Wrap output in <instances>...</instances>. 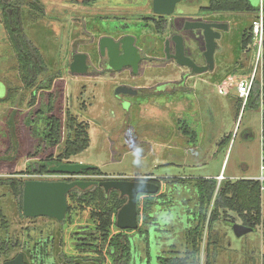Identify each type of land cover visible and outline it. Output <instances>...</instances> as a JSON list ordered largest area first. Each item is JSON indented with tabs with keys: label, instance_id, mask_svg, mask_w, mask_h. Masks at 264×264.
Instances as JSON below:
<instances>
[{
	"label": "rangeland",
	"instance_id": "1",
	"mask_svg": "<svg viewBox=\"0 0 264 264\" xmlns=\"http://www.w3.org/2000/svg\"><path fill=\"white\" fill-rule=\"evenodd\" d=\"M39 1L45 15L26 5L24 25L48 71L31 87L25 84L0 9V82L4 84V88L0 86V157L11 158L0 161V179H159V194H165V197L158 199L159 194L155 195L152 208L158 213L156 222L161 227L156 229L159 234L154 229L150 231L151 259L148 258L147 240H131L132 264H158L159 253L170 256L175 250L165 247L164 239L161 241L166 236L163 232L166 218L171 222V218L178 219L182 212L190 213L185 210L184 201L188 205L189 199L193 198L192 186L197 179H215L223 174L225 182L226 179L236 181L259 176V110L246 108L242 112L233 82L241 39L255 14L197 13L202 6H208L209 0H184L181 6L185 14L166 18V29L159 31L157 22L152 20L156 18L152 0H95L88 5L85 4L88 0ZM259 3L255 7H259ZM197 18L206 22H225L230 30L223 33L224 37L218 43L214 71L187 78L184 76L187 69L165 59L164 48L167 40L180 34L185 38L188 55L196 57L205 50L201 38L183 28L186 21ZM124 36L134 37L136 46L147 59L140 64L137 74L127 68L120 73H108L104 70L107 60L101 55L100 40ZM75 54L88 56L91 72L84 75L71 72ZM199 61L202 62L200 57ZM49 77H53L51 88H42L41 84ZM170 83L173 87L153 91ZM121 84L140 91L137 97H126L132 103L130 108L122 106L113 96L114 88ZM68 112L87 125L91 139L90 148L68 162L98 167L106 176L21 175L30 162L46 159L49 155L57 158L62 152L68 137ZM53 115L63 121V137L58 147L47 149L42 133L47 119ZM183 125L195 132V141L182 133ZM137 149H141L138 157ZM137 158L138 164L134 163ZM172 178H182L177 180L182 182L175 185ZM69 204L75 209L69 217L67 215L64 224L45 217L28 219L22 216L12 191L0 186V213L6 223L4 227L0 217V240L8 242L9 249L6 253L0 246V264L20 252L28 264H36L29 251L24 249L28 229L31 237L38 231L41 237L50 232L53 264H68L64 255L75 257L76 264H101L97 253H82L76 248L77 233L83 238L95 234L100 239L95 231L97 222L91 218L94 207L82 211L72 201ZM170 209H173L171 218L164 212H171ZM213 209L212 204L209 211ZM226 213V217L222 216L215 224L214 230L204 226L197 264H206L208 250L213 254L215 249L217 256L212 264H264V224L237 238L233 225L242 224V221L235 213ZM186 217L192 218L183 214L179 222H173L175 228L168 223L169 235L185 225ZM119 233L123 232L115 224L111 234ZM136 234L137 231H133L130 235L133 238ZM19 241L21 246L14 247ZM215 241L217 243L213 244ZM176 249L185 251L186 248ZM105 251L103 264H113ZM84 256L99 261H84Z\"/></svg>",
	"mask_w": 264,
	"mask_h": 264
},
{
	"label": "trees",
	"instance_id": "2",
	"mask_svg": "<svg viewBox=\"0 0 264 264\" xmlns=\"http://www.w3.org/2000/svg\"><path fill=\"white\" fill-rule=\"evenodd\" d=\"M95 0H88L85 4H90ZM41 15H45V9L39 0H0V9L2 12L3 26L7 33L8 40L11 43L19 65L24 74L25 84L28 87L33 86L38 78L48 71V66L37 46L31 41L26 33L24 25L23 11L25 6ZM259 8L254 7L247 0H209V4L204 8L206 13H250L257 16ZM254 16V18H255ZM167 27L165 21L157 22L156 29L164 31ZM250 28H246L240 47V55L237 61V66L234 73L243 68L244 52L249 43L251 42ZM53 77L47 78L41 85L42 88H51ZM225 92V90H224ZM258 88L255 90L250 101L248 108L257 109L258 107ZM52 108H49L51 110ZM183 134L190 136L191 140H196L195 132L188 126L183 125ZM66 131L68 133L67 141L62 152L57 158L49 155L48 158L39 161L30 162L26 170L21 175L26 176H51L63 175L55 174L49 171L53 165H60L68 162L72 157L82 154L91 146V139L88 132L87 125L84 122L78 121L77 118L68 112L66 120ZM14 133V131H13ZM36 132V136H37ZM15 135V134H14ZM43 141L47 145V149H54L58 147L63 137V121L57 116H50L47 119L45 131L42 133ZM11 158L0 157V161H10ZM68 176V175H66ZM83 177H105L100 168L94 167L93 169L85 170L82 172ZM178 179L172 178L171 182L178 185ZM110 180V179H109ZM65 181L72 182L73 179ZM102 181V180H95ZM136 181L152 182L159 186L161 192V182L159 179H136ZM26 180L22 178H5L0 179V186L9 188L17 202L19 210L23 216V190ZM177 183V184H176ZM186 185V184H184ZM192 191L195 192L196 197L194 200L189 201L195 203V216L197 224L188 231L186 235V249L183 253L173 252L170 256H160L158 258L159 264H197V258L200 253V242L204 226H208L210 231L214 230L215 224L223 217H226V211L235 213L242 221V224L251 228L253 231L264 224L263 203L260 184L253 179H238L232 181L226 179L220 184L217 179L213 178H199L194 182ZM158 193V194H159ZM158 199H163L165 194H159ZM155 195H139L138 196V223L139 228L136 230L141 236H147L149 226H151L156 219L153 217L152 208L155 206ZM68 201H72L82 211L87 208L94 207L91 212V218L97 222L96 232L100 239H97L95 234L88 235L87 238L80 237L77 233L76 248L77 251L82 253L92 252L99 255L101 264L105 261L103 255L104 250L109 257H111L113 264H132V245L131 233L132 230L121 231L117 235L112 236L111 230L115 225V217L120 208L127 202L126 198H122L120 193L112 190L106 193L100 186H94L86 191L78 189L73 190L68 194ZM213 204V211L210 212L209 208ZM73 204H69L68 217L74 211ZM223 212V214H222ZM2 218V224L5 227L6 223ZM24 217V216H23ZM64 224V222H63ZM148 226V227H146ZM31 230L26 232V241L24 249L29 251L32 261L36 264H53V253L51 251L52 237L47 232L40 235L38 231L35 237L29 234ZM100 240V242H99ZM217 241L213 242L216 244ZM2 250L8 253V242L0 240ZM21 243L16 242L14 247H20ZM210 245L208 244V247ZM216 246V245H215ZM148 258H150V247L147 249ZM182 254V255H180ZM217 256V249L211 254L208 250L206 264H212L213 259ZM68 264L74 263L75 257H68L64 255ZM84 261L91 259L99 261L95 257L84 256ZM26 261V260H25ZM27 263V262H26ZM28 264V263H27Z\"/></svg>",
	"mask_w": 264,
	"mask_h": 264
},
{
	"label": "water",
	"instance_id": "3",
	"mask_svg": "<svg viewBox=\"0 0 264 264\" xmlns=\"http://www.w3.org/2000/svg\"><path fill=\"white\" fill-rule=\"evenodd\" d=\"M181 0H154V13L158 15H172L176 5ZM252 6H257L259 0H247ZM186 30H203L206 41L205 57L208 66L199 67L190 58L185 56L184 39L180 35L173 37L176 44V55L174 58L181 66L193 69L192 74H203L209 70H213L215 66L214 54L217 49V41L220 34L214 29H223L224 25L187 22ZM100 52L104 56L108 51L109 67L115 71H121L123 68L132 67L134 74L138 73L139 63L141 61L140 50L135 46V38L126 36L119 42L113 38L103 37L100 40ZM166 52L169 53V45L167 43ZM71 72L78 75L87 74L90 70L88 64V56L86 54L73 55V62L70 66ZM0 86L4 88V84L0 82ZM137 92L129 87H119L116 94L135 95ZM6 95V88H5ZM93 166L76 164L71 162L53 165L49 168L51 173L65 174L68 176H81L85 170L93 169ZM94 186L102 187L106 193L116 190L122 198H126L127 202L120 208L115 217V224L122 231H136L139 228L138 223V196L139 195H157L159 186L152 182L136 181V180H74L68 182L62 181H46V180H27L23 190V216L28 219L40 217L50 218L58 223L66 220L69 210L68 194L75 189L86 191ZM234 234L237 238H242L253 230L243 224L233 225ZM3 264H27L25 255L20 252L11 260Z\"/></svg>",
	"mask_w": 264,
	"mask_h": 264
},
{
	"label": "built area",
	"instance_id": "4",
	"mask_svg": "<svg viewBox=\"0 0 264 264\" xmlns=\"http://www.w3.org/2000/svg\"><path fill=\"white\" fill-rule=\"evenodd\" d=\"M250 34L251 42L244 52L243 68L234 73L233 82L242 112L250 106L255 87L258 88L260 167L259 176L253 180L260 184L264 205V0H260L257 16L251 22ZM224 180L223 174L217 177L219 184Z\"/></svg>",
	"mask_w": 264,
	"mask_h": 264
},
{
	"label": "flooded vegetation",
	"instance_id": "5",
	"mask_svg": "<svg viewBox=\"0 0 264 264\" xmlns=\"http://www.w3.org/2000/svg\"><path fill=\"white\" fill-rule=\"evenodd\" d=\"M153 1L154 0H152V11H153V13H154V9H153ZM184 2V0H181L177 5H176V7H175V11H174V13L172 14V15H170V16H168V15H158V14H156V13H154V16L156 17V18H152V20H153V22H161V21H164V20H166V18H168V17H172V16H174V15H181V16H183L184 14H185V10L182 8V6H181V4ZM204 6H202L201 8H199V10H197V13H205V11H204ZM259 8V7H258ZM228 13V12H227ZM235 14V13H234ZM236 14H239V13H236ZM187 22H197V23H210V24H221V25H224V26H226V27H224L223 29H214V31L215 32H218L219 34H220V38L218 39V40H216L217 41V44L222 40V38L224 37V34L223 33H228L229 32V30H230V28H229V25L227 24V23H225V22H206V21H204L203 19H195V20H192V21H186L185 23H184V25H183V28L186 30V23ZM187 31H190V32H195L196 33V35H197V37H200L201 38V40L204 42V45H205V50H203V51H201L200 52V54H197L198 56H190V55H188L187 53H186V41H185V38L182 36V35H180V34H176V35H180V36H182L183 37V39H184V46H185V56L186 57H188V58H190L197 66H199V67H205V66H208V64H207V60H206V57H205V52H206V41H205V37H204V31L203 30H187ZM175 36V35H174ZM174 36H172V39L171 40H167L166 42H165V48H164V54H165V59L168 61V62H174L176 65H178V66H180V67H182V68H185V69H187V72L184 74V76L185 77H194V76H196V75H199V74H192V72H193V69H191L190 67H186V66H181V65H179L178 64V62H177V60L174 58V56L176 55V44H175V42H173V37ZM124 37H126V36H124ZM124 37H122L121 39H123ZM111 38V37H110ZM114 39V38H113ZM121 39H114L116 42H119ZM167 43H168V45H169V53H167L166 52V47H167ZM135 46H136V39H135ZM137 47V46H136ZM99 48H100V46H99ZM138 48V47H137ZM139 49V48H138ZM217 49H218V46H217ZM217 49H216V52H217ZM140 50V49H139ZM216 52H215V54H214V62H215V66H216ZM140 55H141V61H140V63H139V68H140V64L145 60V59H147L146 58V56H144V54H143V52L140 50ZM104 57H106V60H107V63L105 64V66H104V70L105 71H107L108 73H120V72H122L124 69H129V70H131L132 71V73L134 74V72H133V68L132 67H126V68H123L121 71H115V70H113V69H111L110 67H109V58H108V51L106 50V53H105V55H104ZM199 57L202 59V62L200 63V61H199ZM88 64H89V66H90V70H89V72H91V70H92V68H91V65H90V63H89V61H88ZM215 66H214V69H215ZM214 69L213 70H209V71H207V72H205V73H208V72H213L214 71ZM88 72V73H89ZM138 72H139V70H138ZM205 73H203V74H205ZM181 81H182V79H181ZM129 87V88H131L129 85H125V84H121V85H118V86H116L115 88H114V90H113V96L117 99V100H119L120 102H121V105L123 106H128L129 108L131 107V105H132V103L130 102V100H128V99H126V97H137L139 94H140V91H138V90H135L137 93L135 94V95H125V94H119V95H117L116 94V90H117V88H119V87ZM175 86H178V84H175ZM168 87H173V84H165V85H163V86H158L157 87V89L155 88V90H153L154 92L155 91H158V92H160V91H162V90H164V89H166V88H168ZM160 88H164V89H160ZM134 90V89H133ZM149 92H152V91H149ZM128 108V109H129ZM157 206H160V205H157ZM165 211V210H164ZM162 212H163V210H162ZM153 214H154V212H153ZM155 214L156 215H158V213H156L155 212ZM61 224V223H60ZM159 226V224L157 223V222H154L151 226H150V228H149V230H148V234H147V236L145 237L144 235L143 236H141L140 234H138V232H137V234L133 237V238H131V240H136V238H139L140 240H142V239H145V240H147V242H148V244H149V247H150V238H151V235H150V231L151 230H155V232H156V234H159V232H157V227ZM120 230V229H119ZM120 231H122V230H120ZM160 257V256H159ZM158 257V258H159ZM150 259H151V257H150ZM158 264H159V262H158Z\"/></svg>",
	"mask_w": 264,
	"mask_h": 264
},
{
	"label": "crops",
	"instance_id": "6",
	"mask_svg": "<svg viewBox=\"0 0 264 264\" xmlns=\"http://www.w3.org/2000/svg\"><path fill=\"white\" fill-rule=\"evenodd\" d=\"M196 179V178H195ZM214 179V178H213ZM215 179H217V177L215 178ZM192 194H193V198H190L189 199V201H192V200H194L195 199V197H196V194H195V192L194 191H192ZM185 203H184V205H185V210L186 211H189V212H187V213H189V214H186V212L184 213V212H182V213H180L179 215H180V217H178V219H176L175 220V216L173 217V218H171L170 216L172 215V211H173V209H170V211L171 212H167V211H164L165 212V216H168L169 215V218H171V222H167L168 221V217L166 218V223L167 224H165L164 225V230H163V232H165L166 233V236L164 237V238H161V241H163V239L165 240V244H163L165 247L167 246V247H170V248H175V250L174 251H172V252H181V253H183V251L182 250H178V249H176V248H179V247H186V243H187V241H186V235H187V233H188V231L189 230H191L196 224H197V218H196V216H195V213H196V210H195V203L194 202H191V204L190 203H188V205L186 204V201H184ZM184 210V211H185ZM183 214H185L186 216H192V218H190V217H186L185 219V225L184 226H182V228L181 227H178L176 230L177 231H174V234H172V235H169V229H168V223L170 224L169 226L172 228V226L175 228V226L173 225V222H179L180 221V219H181V216L183 215ZM156 214H155V212H154V214H153V217L157 220V218H156V216H155ZM160 216H161V214H159ZM178 215V216H179ZM160 226V225H159ZM161 227V226H160ZM163 243V242H162ZM162 245V246H163ZM162 254H160L159 253V255H158V257L159 256H161ZM163 256V255H162Z\"/></svg>",
	"mask_w": 264,
	"mask_h": 264
},
{
	"label": "clouds",
	"instance_id": "7",
	"mask_svg": "<svg viewBox=\"0 0 264 264\" xmlns=\"http://www.w3.org/2000/svg\"><path fill=\"white\" fill-rule=\"evenodd\" d=\"M141 149H137V157L139 156V153H140ZM139 159L137 158L136 160H134V163H139Z\"/></svg>",
	"mask_w": 264,
	"mask_h": 264
}]
</instances>
